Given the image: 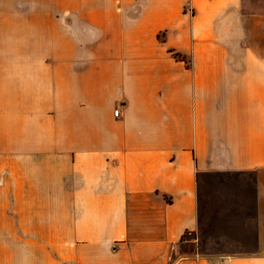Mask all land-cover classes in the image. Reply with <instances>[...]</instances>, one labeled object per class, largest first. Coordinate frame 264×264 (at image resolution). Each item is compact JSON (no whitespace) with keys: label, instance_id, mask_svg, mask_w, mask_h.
Listing matches in <instances>:
<instances>
[{"label":"crops","instance_id":"obj_1","mask_svg":"<svg viewBox=\"0 0 264 264\" xmlns=\"http://www.w3.org/2000/svg\"><path fill=\"white\" fill-rule=\"evenodd\" d=\"M0 264H264V0H0Z\"/></svg>","mask_w":264,"mask_h":264},{"label":"built area","instance_id":"obj_2","mask_svg":"<svg viewBox=\"0 0 264 264\" xmlns=\"http://www.w3.org/2000/svg\"><path fill=\"white\" fill-rule=\"evenodd\" d=\"M115 113H117V114H118V113H119V109H116V110H115Z\"/></svg>","mask_w":264,"mask_h":264},{"label":"rangeland","instance_id":"obj_3","mask_svg":"<svg viewBox=\"0 0 264 264\" xmlns=\"http://www.w3.org/2000/svg\"><path fill=\"white\" fill-rule=\"evenodd\" d=\"M205 233V232H204Z\"/></svg>","mask_w":264,"mask_h":264}]
</instances>
